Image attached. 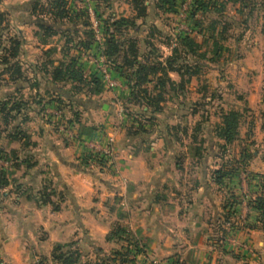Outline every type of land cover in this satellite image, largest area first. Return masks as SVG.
Masks as SVG:
<instances>
[{
	"label": "rangeland",
	"instance_id": "obj_1",
	"mask_svg": "<svg viewBox=\"0 0 264 264\" xmlns=\"http://www.w3.org/2000/svg\"><path fill=\"white\" fill-rule=\"evenodd\" d=\"M22 1L0 0L3 19L0 24V110L8 101L23 104L14 121L5 122L7 112L2 111L0 115L2 173L6 174L2 164L8 161L13 164L21 162L27 169L35 171L34 161L45 160L41 155L35 156L37 152L43 155L42 151L47 147L45 139L49 134L44 133L43 140L40 137L42 128L53 131L63 145L84 147L78 136V124L93 121L87 115L91 111L96 113L93 122L105 136L106 129H114L118 135L122 127L129 130V138L163 132L170 135L176 149L175 158L181 165L174 175V197L188 204L210 192L219 209L214 215L213 207H203L211 240L220 248L232 245L236 232L250 227L247 224L252 217L249 213L252 203L264 195V0H144L149 16L146 20H136L140 32L124 30L126 36L132 35L138 41L142 62L148 65L165 63L177 49L176 67L188 65L197 73L185 78L175 74L177 86L175 90H171L168 84L165 86L164 102L156 114L147 108L145 102H130L132 90L128 81L116 70V65L103 56L105 22L136 19L134 0H111L110 8L101 6L97 11L92 3L96 4L98 0H66L65 9L69 15L76 10L84 12L85 17L74 24H60L66 31L72 30V34L67 37L66 33H60L55 38H46L34 23L42 20L52 24L57 9L50 2L58 0H39L38 5L37 0L20 4ZM244 4L249 7L244 8ZM26 5L29 9L25 8ZM83 21H87L90 27L84 26ZM18 31H22L26 38L25 45L18 60L11 61L20 63L24 77L18 83H11V76L5 72L2 61L10 50L9 38L16 36ZM86 31H93L94 43L88 51H77L76 37L86 39ZM38 33L42 34L40 38H37ZM188 35L193 39L192 48L181 43V38ZM70 38L75 42L67 43ZM184 53H188L187 56ZM72 60H76L81 80L59 82L52 91L49 80L54 68L61 65L66 68ZM103 65L112 71L119 87L111 88L102 80L100 69ZM183 80L184 87L181 86ZM96 81H99L98 85ZM18 86L23 89L19 91ZM149 89L155 92L153 84ZM69 94L73 96L72 101ZM108 104L113 108L112 117L108 120L105 116L104 121H97L99 116L105 115L103 105ZM96 106L99 109L93 110ZM233 111L240 117L236 139L229 144L218 137L217 128ZM142 114L146 115L144 119ZM151 117L156 119L153 121ZM17 126L22 129V134L26 133L24 143L29 147L13 139ZM111 139L112 136L107 147L112 149ZM111 161V166L104 168L108 173H113L115 168L116 173L112 158ZM98 162H87L89 169H93L91 165L102 167ZM50 170L46 171L47 180L43 179L45 183L41 184L37 194L45 193L50 200L59 203L66 190L49 179L52 177ZM203 172L206 175L204 181ZM203 182L209 189L202 187ZM8 187L0 191V196L10 191ZM253 217L262 227L257 211ZM127 223V218L116 220L113 227H129ZM131 249L135 252L132 251L125 263L114 254L94 264L114 260L118 261L117 264H144L145 260L139 263L134 260L138 250L133 246ZM163 264H174V261Z\"/></svg>",
	"mask_w": 264,
	"mask_h": 264
},
{
	"label": "crops",
	"instance_id": "obj_2",
	"mask_svg": "<svg viewBox=\"0 0 264 264\" xmlns=\"http://www.w3.org/2000/svg\"><path fill=\"white\" fill-rule=\"evenodd\" d=\"M41 36L38 33L37 38ZM262 37L264 39V33ZM170 77L177 81L174 73ZM96 109L99 107L93 110ZM112 109L109 104L103 105L105 115L96 120L112 117ZM94 114L91 111L87 115L94 121ZM93 121L78 124V136L84 147L63 145L53 131L46 129L48 132H45L42 128L40 137L43 140L44 133L49 134L45 139L47 147L42 151L43 155L37 152L35 156L41 155L45 160L34 161L35 171L18 161L2 164L10 189L0 196V259L3 262L63 264L55 259L58 246L63 247L64 253L80 256L75 264L98 263L127 248L131 253L135 252L131 249L133 245L123 239L108 240L116 220L127 218L129 227L122 228L125 235L138 244L140 252L134 257L137 263L145 260L144 264L171 261L182 264H264V231L253 219L255 211L252 207L249 208L252 217L247 224L250 227L237 231L232 245L220 248L211 240L207 216L203 214L205 205L213 207L214 215L219 211L210 192L188 204L174 197V175L181 165L175 158L176 149L170 135L157 131L129 138V130L122 127L118 135L116 130L106 129L105 136ZM111 136L113 166L116 165L117 172L114 168L113 173H108L104 168H109L112 161L109 164L100 161L98 165L102 167L91 165L93 169L90 170L87 162L98 161L94 157L106 149ZM87 155L89 159L78 160ZM48 168L53 177L49 179L66 190L59 203L55 200L43 203L37 194L47 178ZM205 178L203 172L202 180ZM202 187L209 189L204 182ZM117 263L116 260L106 262Z\"/></svg>",
	"mask_w": 264,
	"mask_h": 264
},
{
	"label": "trees",
	"instance_id": "obj_3",
	"mask_svg": "<svg viewBox=\"0 0 264 264\" xmlns=\"http://www.w3.org/2000/svg\"><path fill=\"white\" fill-rule=\"evenodd\" d=\"M58 1L56 3L52 1L50 2V4H52L53 7L57 9V14L54 13V22L52 24H47L45 21L42 20L34 23L37 27H39V29L43 31L46 38L58 36L60 33H66V36L69 37V34H72V30L66 31L65 29H63V23L70 22L74 24L75 22L80 21L85 17L84 12H79L76 10L72 13V15H69L68 11H66L65 9L66 0H62L61 2ZM110 1L111 0H98V3L92 4L95 6L97 11L99 8H101V6L110 8ZM36 2V4L38 5L39 0H37ZM132 4L135 6V12L137 13L136 19L122 18L115 20L112 23H110L109 21L105 22L106 26H104V32L106 36V47L103 56L107 58V60H109L112 64L116 65V70L122 75V77H125V79L128 81L132 90L130 95L132 98H130V102H132V100H135V102L139 103L145 102L147 108H149L151 112H153V114H156L160 112L159 105L164 102L165 86L168 84L171 90H175V87L177 86V83L171 79L170 74L174 73L180 76L181 78H185V76L187 75L192 77L197 73L192 71L188 65L176 67V58L174 57H176L177 53L179 52L177 49H174L172 57L167 59L165 63H158L157 65H148V63L145 64L144 62H142L138 41L133 38L132 35L126 36L124 34V30H133L139 33L141 28L136 24V20H146L149 16V13L147 12V7L145 6L144 0H134L132 1ZM247 7H249V5L244 4V8ZM25 8L29 9V5H26ZM1 16L2 15H0V24L3 21ZM58 20H60V22H58ZM83 24L86 27H90L87 21H83ZM85 35L86 39L79 36L76 37L77 42H75L74 39L70 38L68 39L67 43L73 41L75 42V48L77 51H88L94 43L95 35L93 31H86ZM181 40V43L184 47H193V39L191 35L185 36L181 38ZM8 41L10 43V50H7V55L3 58L2 65L5 66V72L7 74H10L11 83H18L19 80L24 77L22 66L20 65V63H18V61L16 63H13L11 60H18L25 45L22 32L18 31L16 36L10 37ZM187 54L188 53H184V56H187ZM118 61H120L121 63L119 62L118 64ZM76 68V60H72L71 64L66 68H64L62 65L55 67L53 70V77L49 80V83L52 85L51 90L54 91L53 87L56 88L59 82L69 83L76 79L81 80L79 71ZM95 84L98 85L99 81H96ZM151 84L154 85L155 92L150 91L149 86ZM184 84L185 81L183 80L181 86L184 87ZM17 89L20 91L23 89V87L18 86ZM55 92L57 93V91ZM69 95L71 96V99L69 100L72 101L73 96L71 94ZM58 102H60L59 99ZM22 107V103H17L13 101H8L4 103L2 111L7 112L5 122L8 123L7 121L16 120L17 115L20 114ZM2 111L0 110V115H2ZM13 113L16 115H13ZM141 116V118L143 119L146 117L145 114H142ZM239 117V113L233 111L224 117L223 124L217 128L218 137L223 139L226 143L231 144L236 139ZM155 119V117H151V120L154 121ZM141 126L139 124V127ZM14 131L16 132V134L14 135L13 139L19 141L22 146L29 147V144L24 143V140H26L27 136L26 133L22 134V129L20 128V126L15 127ZM20 135L22 136V138L20 137ZM94 159L98 160L99 162L102 161L100 160V155L95 156ZM216 182L221 183V180H217ZM8 186L9 182L6 177V174L2 173V171L0 170V191ZM40 197L43 203L50 202L48 195H45V193H40ZM252 208L259 213V220L261 221L262 230L264 231V195L259 196L258 199H256L252 203ZM125 234L126 233L122 227H114L113 231L108 237V240L112 241L117 239H123L130 245L132 244L135 249L139 252L138 244L136 242H132L130 237ZM62 249V246L56 247L55 252L58 253H55L56 260L61 261L63 264L78 263V260L80 258L79 255H77L76 257L74 254L71 255L64 253L62 252ZM130 254L131 250L127 248L124 254L117 253V256L121 257V260H123L125 263L127 257H129ZM130 262L133 263V261ZM174 264L182 263L174 261Z\"/></svg>",
	"mask_w": 264,
	"mask_h": 264
},
{
	"label": "built area",
	"instance_id": "obj_4",
	"mask_svg": "<svg viewBox=\"0 0 264 264\" xmlns=\"http://www.w3.org/2000/svg\"><path fill=\"white\" fill-rule=\"evenodd\" d=\"M101 75H102V80H104L111 88H117L119 87L118 81L114 79L112 75V71L106 67V66H101L100 69ZM113 156V150L111 148H106L101 154H100V160L104 162H109L111 161V158ZM0 264H6L0 259Z\"/></svg>",
	"mask_w": 264,
	"mask_h": 264
}]
</instances>
